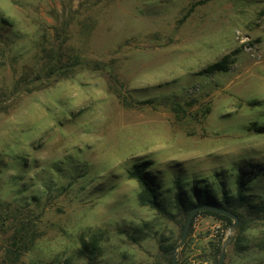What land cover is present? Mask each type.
<instances>
[{
  "label": "rangeland",
  "instance_id": "374dc122",
  "mask_svg": "<svg viewBox=\"0 0 264 264\" xmlns=\"http://www.w3.org/2000/svg\"><path fill=\"white\" fill-rule=\"evenodd\" d=\"M56 47L105 69L29 92ZM226 56L228 71L207 72ZM260 128L264 0H0V264H164L185 224L176 182L235 194L264 169ZM138 168L173 218L141 203ZM252 187L263 198L264 176ZM23 225L34 242L17 259ZM232 226L198 216L177 264H212L220 239L224 264H264V219Z\"/></svg>",
  "mask_w": 264,
  "mask_h": 264
},
{
  "label": "trees",
  "instance_id": "16d2710c",
  "mask_svg": "<svg viewBox=\"0 0 264 264\" xmlns=\"http://www.w3.org/2000/svg\"><path fill=\"white\" fill-rule=\"evenodd\" d=\"M43 55H47V61L45 62L44 67L39 70L37 78L32 79L30 84L33 85V87L28 90L29 92L41 88L45 80L43 77L51 73L57 74L60 78H62L68 76L77 68H84L95 71L105 69L104 65L99 62H84L77 57L68 56L65 52H62L59 47H56L51 51H46V49H44ZM231 63L232 61H230L229 56H226L220 62L208 66L206 70L208 73L226 72L229 70V65ZM138 104H147L152 106L160 104L162 106H169L177 116H180L185 112L183 104L178 101H161L160 103L156 101H145ZM186 105L191 106L192 104L187 103ZM207 112H210V108H208ZM260 130L263 132L264 128H260ZM131 176L139 182L140 186L143 189L141 203L144 206H148L149 208L157 211L163 216L173 218V215L169 212L164 202L160 198V187L152 183L145 177L144 169H136L131 173ZM263 176L264 169H262V171L254 170L253 172H241L237 176L235 182V194H231L226 189H223L221 193H218L214 191L210 185H195L191 188L190 194H187L182 190L180 183L176 182L178 186V192L174 197V204L176 209L179 211L182 222L184 221L183 223H186L187 217L192 210L209 206L226 209L235 214L239 219L238 226H241L245 222V220L248 219H256L257 217L258 219H264V197L261 198L257 195H252L251 193V189L253 188L252 183L257 179L260 180L261 178H263ZM200 215H212L220 220L226 221L228 226H232L234 222L233 219L217 212L198 211L191 222V228L194 224L195 219ZM27 234L28 230L24 225L20 226L18 229L16 228L15 230L12 238V246L15 247V250L12 251V253L16 254L15 258L17 259H19L20 255L26 252L29 246L34 242V239H30L29 235ZM221 242L222 241L220 239L217 244L212 245L213 247L210 253L212 264L219 263V258L222 253ZM176 246L177 243H171L161 248V256L164 259V264H173V250L176 248ZM89 247L90 253H92L93 255L97 250H99L96 241H94L91 245L85 246L83 248V251H88Z\"/></svg>",
  "mask_w": 264,
  "mask_h": 264
},
{
  "label": "water",
  "instance_id": "95a60500",
  "mask_svg": "<svg viewBox=\"0 0 264 264\" xmlns=\"http://www.w3.org/2000/svg\"><path fill=\"white\" fill-rule=\"evenodd\" d=\"M198 211H213V212L220 213L222 215H225V216L233 219L234 223H233L232 229L236 228L239 224L238 217L226 209H221V208L209 206V207H200V208H196V209L192 210L191 213L189 214V216L187 217L186 223L184 225L181 241H180L179 245L173 250V255H174L173 264H177L178 249L185 243L187 236H188V233H189V230H190V227H191V222H192L195 214ZM224 263H225V249L222 250L218 264H224Z\"/></svg>",
  "mask_w": 264,
  "mask_h": 264
}]
</instances>
